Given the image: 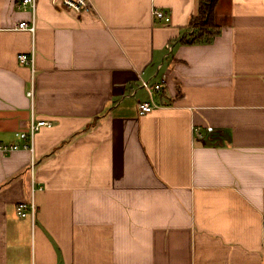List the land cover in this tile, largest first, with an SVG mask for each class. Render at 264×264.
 <instances>
[{"label": "crops", "instance_id": "obj_1", "mask_svg": "<svg viewBox=\"0 0 264 264\" xmlns=\"http://www.w3.org/2000/svg\"><path fill=\"white\" fill-rule=\"evenodd\" d=\"M18 1L0 0V143L50 125L0 154V264H264V0H221L193 45L198 0H38L33 33ZM142 80L161 87L143 116Z\"/></svg>", "mask_w": 264, "mask_h": 264}, {"label": "built area", "instance_id": "obj_2", "mask_svg": "<svg viewBox=\"0 0 264 264\" xmlns=\"http://www.w3.org/2000/svg\"><path fill=\"white\" fill-rule=\"evenodd\" d=\"M54 4L57 2H60L63 6L69 9H73L76 12H81V10L87 6L91 5L90 0H52ZM38 0H19L17 2V8L25 11H30L32 14V19L30 22H21L19 23L15 28L17 30L22 31H29L33 33L35 31V15H36V9H37ZM152 16L155 19H164L166 17V13L164 11L154 9L152 11ZM166 49L168 51V54L172 52L173 46L172 44L168 43L166 45ZM18 59L21 64H27L32 65L33 64V57L28 58L25 54L18 55ZM141 85L143 88H145L149 94V101L140 102L138 104L139 114L141 116L146 115L155 108H158L159 105L154 100V94L161 89L159 85H151L148 81L142 80ZM27 95L32 98L34 96V90L31 88ZM50 123L45 120H38L34 121L31 120L30 123V130L29 132H20L17 133L16 136L21 139L24 143L22 145L20 144H5L0 143V154H10L20 149H26L30 152H33L34 150V137L37 133V131L43 127V126H49ZM33 190V189H32ZM34 193V190H33ZM36 204L34 202V198L32 197L31 201H25L21 202L16 206V212L17 215L21 218L31 216L32 218L35 216L36 213Z\"/></svg>", "mask_w": 264, "mask_h": 264}, {"label": "trees", "instance_id": "obj_3", "mask_svg": "<svg viewBox=\"0 0 264 264\" xmlns=\"http://www.w3.org/2000/svg\"><path fill=\"white\" fill-rule=\"evenodd\" d=\"M221 0H198L197 13L190 19V32L181 39L184 44H212L221 34L216 24V10Z\"/></svg>", "mask_w": 264, "mask_h": 264}, {"label": "rangeland", "instance_id": "obj_4", "mask_svg": "<svg viewBox=\"0 0 264 264\" xmlns=\"http://www.w3.org/2000/svg\"><path fill=\"white\" fill-rule=\"evenodd\" d=\"M224 21V18H223V20H221L219 23H221V22H223Z\"/></svg>", "mask_w": 264, "mask_h": 264}]
</instances>
